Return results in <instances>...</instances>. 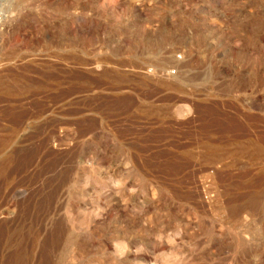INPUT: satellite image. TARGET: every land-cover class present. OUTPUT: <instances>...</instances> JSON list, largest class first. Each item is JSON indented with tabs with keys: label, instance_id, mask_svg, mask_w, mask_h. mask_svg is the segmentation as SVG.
<instances>
[{
	"label": "rangeland",
	"instance_id": "374dc122",
	"mask_svg": "<svg viewBox=\"0 0 264 264\" xmlns=\"http://www.w3.org/2000/svg\"><path fill=\"white\" fill-rule=\"evenodd\" d=\"M1 140L0 264H264V0H0Z\"/></svg>",
	"mask_w": 264,
	"mask_h": 264
},
{
	"label": "bare ground",
	"instance_id": "6f19581e",
	"mask_svg": "<svg viewBox=\"0 0 264 264\" xmlns=\"http://www.w3.org/2000/svg\"><path fill=\"white\" fill-rule=\"evenodd\" d=\"M106 60H107V59H106ZM83 62H84V61H83ZM115 78H116V77H115ZM157 78H158V77H157ZM118 79H119V78H118ZM118 79H117V80H118ZM121 81H122V80H121ZM158 81H159V80H158ZM116 84H118V83L116 82ZM145 84H146V83H145ZM157 84H158V83H157ZM162 84H163V83H162ZM165 85H166V83H165ZM169 85H170V84H169ZM166 87H168V86H166ZM45 88H46V87H45ZM5 90H8V89H5ZM11 91H13V90H11ZM11 93H12V92H11ZM3 94H4V93H3ZM1 98H2V97H1ZM17 100H18V99H17ZM4 140H6V139H4ZM0 142H3V141L1 140ZM252 142H253V141H252ZM2 144L4 145L5 142L1 143L0 146H2ZM254 144H255V143H254ZM258 145H259V144H258ZM248 146H249V145H248ZM252 147H254L253 150H254L255 152L258 153V154H257V153H254L255 155H256V154L259 155V152L263 150V149H261L262 147L260 148V145L257 146V144H256V146H253V145H252L251 148H252ZM239 148H240V147H239ZM0 149H1V148H0ZM241 149H242V148H241ZM236 150H237V149H236ZM246 150H247V149H246ZM244 151H245V150H244ZM234 152H235V151H234ZM236 152H237V151H236ZM238 152H239V151H238ZM240 152H241V150H240ZM263 152H264V151H263ZM239 154H240V153H239ZM263 155H264V154H263ZM260 157H261V155H260ZM262 157H263V156H262ZM6 158H7V157H6ZM257 158H258V157H257ZM2 159H3V158H2ZM4 159H5V158H4ZM1 161H2V160H1ZM4 162H6V161H4ZM4 162H3V164H4ZM3 164H2V165H3ZM4 165H5V164H4ZM1 168H2V166L0 167V172H1ZM255 198H256V197H255ZM255 198H254V199H255ZM256 199H257V201L255 200L256 202H254L253 200H251V201H252V204H253L252 207H253V206L258 207V205L260 204V203H258V199H259V198H256ZM22 258H23V257H22ZM18 259H19V258H18ZM23 259H24V258H23ZM18 262H19V261H18ZM20 264H22V263H20Z\"/></svg>",
	"mask_w": 264,
	"mask_h": 264
}]
</instances>
